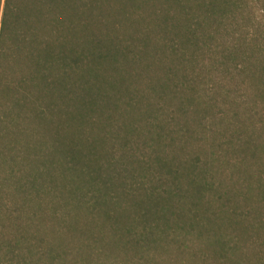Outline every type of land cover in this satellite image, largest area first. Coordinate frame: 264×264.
I'll return each instance as SVG.
<instances>
[{"label": "trees", "instance_id": "1", "mask_svg": "<svg viewBox=\"0 0 264 264\" xmlns=\"http://www.w3.org/2000/svg\"><path fill=\"white\" fill-rule=\"evenodd\" d=\"M160 235L264 264V0H0V264H158Z\"/></svg>", "mask_w": 264, "mask_h": 264}, {"label": "rangeland", "instance_id": "2", "mask_svg": "<svg viewBox=\"0 0 264 264\" xmlns=\"http://www.w3.org/2000/svg\"><path fill=\"white\" fill-rule=\"evenodd\" d=\"M221 134V133H219ZM251 175H254L253 173H251ZM247 176V175H246ZM65 238V241H68V243H76L77 241V237L80 236L79 233L70 235V234H64L63 235ZM117 235H108L106 237H104V243H106L107 245L111 246L113 249H115V251L120 250V246H119V240H115V237ZM131 236H135V234H132ZM164 238V236H158L157 237V242L158 245L156 246V252H161L162 253V257L159 258L158 260V264H191L189 261V256L187 254H180L176 249H175V243L173 241L170 240H164L162 241V239ZM246 247H247V253H249V255L252 258H255V254L259 253V249L251 243H246ZM132 247H129L128 251H131ZM115 252H111V254H113ZM161 259V261H160ZM210 259V258H209ZM181 260H184L181 262ZM210 261H212L210 259Z\"/></svg>", "mask_w": 264, "mask_h": 264}]
</instances>
